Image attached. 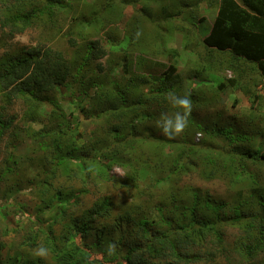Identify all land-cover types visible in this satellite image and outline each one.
Listing matches in <instances>:
<instances>
[{"label": "trees", "instance_id": "16d2710c", "mask_svg": "<svg viewBox=\"0 0 264 264\" xmlns=\"http://www.w3.org/2000/svg\"><path fill=\"white\" fill-rule=\"evenodd\" d=\"M64 1L3 0L0 25L8 27L11 34L22 33L46 16L52 19V9L60 8ZM113 2L107 1L114 11ZM206 2L215 10L214 16L202 32L198 23L206 20L203 16L191 24L195 36L189 50L196 51L197 63L191 62L183 73L177 70L176 53H165L168 35L152 34L150 46L157 50L146 49L149 51L142 55H131L124 47L106 83L100 76L85 83V71L113 52L112 40L101 35L69 40L72 54L68 58L60 50L37 47L0 54V99L4 103L0 107V140L9 150L0 180L6 182L7 174L21 168L9 162L24 135L31 147L25 158L42 163L41 176L34 175L30 184L43 202L35 206L32 216L27 215L32 223L30 233L15 250L16 260H0V264H40L39 259L21 256L37 246L39 233L54 264H264V146L257 143V138L264 140V133L255 126L244 129L235 121L210 127L197 119L194 110L200 108V99L209 97L212 102L215 92L232 95L230 91H240L249 109H259L258 101L264 100V81L259 82L260 77L264 80V0ZM162 8L164 13L172 10L170 6ZM169 18L168 14L165 20ZM78 24L86 27H77V31L89 32L94 20L83 16ZM198 30L200 34L208 31L202 42L196 39ZM129 41L134 42V37L124 35L114 45ZM191 78L197 80L196 87L189 85ZM201 80L208 81L200 84ZM62 86H70L68 101L75 107L88 103L100 111L94 115L102 120L97 134L78 139L76 129L82 113L75 109L66 115L58 106ZM89 90L93 93L87 95ZM169 92L187 95L193 102L187 128L172 139L162 134L157 123L162 114L178 111L166 98ZM16 102L24 106L22 118L29 131L19 128L10 114ZM34 124L41 127L34 130ZM197 132L210 136L219 149L212 151L206 136L202 142H194ZM111 166L131 173L111 178L107 173ZM191 174L230 185L247 183V189L218 204L217 216L221 212L225 218L204 219L198 215L201 199L197 190L183 187L185 192L190 189L191 200L176 191L180 179ZM74 176L84 182L94 178L119 186L114 188L128 193L132 203L115 213L113 196L103 193L76 213L70 207L86 189L72 191L62 184ZM163 186H167L166 193ZM19 190L17 187L14 193ZM2 207L0 213L5 211ZM54 207L55 211L46 215ZM228 221L238 229L231 244L220 229V223ZM109 244L115 245L111 253Z\"/></svg>", "mask_w": 264, "mask_h": 264}, {"label": "rangeland", "instance_id": "374dc122", "mask_svg": "<svg viewBox=\"0 0 264 264\" xmlns=\"http://www.w3.org/2000/svg\"><path fill=\"white\" fill-rule=\"evenodd\" d=\"M2 1L0 2V14L3 9ZM107 1L110 0H65L60 8L54 7L52 9V19L50 16H46L47 19L45 18L32 24L19 34H11L8 27H2L0 25V43L2 45L0 46V54L3 52L8 53V51L10 53H17L23 49L37 47L41 49L60 50L68 58V54H72L69 40L75 39V41H78L81 37L95 39L101 35L106 39L112 40L113 46L111 49L113 52L107 55L110 58L98 59L97 62L95 61L93 67H91V70L87 69L85 71V75L87 76L85 83L87 80L99 76L106 83L108 81V74L110 72L114 73L112 69L115 68L117 61L124 54V47L129 48L128 53L131 55H142L144 51H149L146 49H153L155 47H151L150 44L151 35L156 34L158 37L160 35H168L164 40L166 42L164 44V50L167 56L168 53H176L178 72L183 73L188 70L191 62L197 63V58H195L196 56L193 53L194 50H189V47L192 46L191 42L194 39L193 37L195 36L191 24L196 23L197 19L203 16L206 20L198 23L199 30L202 32L204 28L211 25V18L214 16L213 11L215 10L207 7L206 0H125L124 4L117 3V0H113L115 2H113L114 11L111 9V6H108ZM187 3L190 6H187ZM166 6L172 7V10L164 13L162 7ZM167 13L171 18L165 20L168 16ZM83 16H86L87 19L94 20V25L89 32L85 30L81 32L77 31V27H86L79 26L78 24ZM134 20H140V22L136 23ZM130 21H134V23ZM199 30L196 34V39L202 42L201 40L208 33L209 28L206 31L207 33L204 32V34H200ZM124 35H131V38L133 36L135 41H129L128 43L122 42V44L117 46L114 45ZM79 44L82 43L80 42ZM154 59H159V57H154ZM208 80L211 79L209 78ZM208 80H201L199 83L205 84ZM263 81L260 77V85ZM189 83V85L195 87L198 84L197 80L193 78L189 80ZM214 83L217 82L214 80ZM230 92L232 95H229V92L224 94L215 92L216 98L212 102H210L209 97L200 99V108L194 109L197 119H200L201 122H208L210 127L214 125V127H217V125L224 126L228 122L233 123L235 121L241 124L244 129H252L255 126L264 133V100L258 101L259 109L254 112L251 108L249 109L250 105L246 98L241 95L240 91ZM92 93L93 90H89L87 95ZM69 94L70 86H62L60 93L57 95V104L61 110H64L66 115L73 110L75 112V109L79 113H82L81 116L75 113L79 116L76 131L78 132V139L84 141L92 134H97V126L102 124V120H97L94 115L100 111H95L93 109L94 107L92 105L89 106L88 103L82 107H75L74 104L68 101ZM205 96H208V94ZM234 100L237 102L235 103ZM3 105L4 103L0 99V107ZM84 107H87L88 113L84 112ZM23 113L24 106L16 102L12 106L10 114L15 116L16 119L14 121L17 122L19 128L29 131L28 128L25 129L26 124L22 118ZM40 127L39 124H34L32 129L37 130ZM205 136V142L212 145V151L219 149L216 141L212 144L213 139L208 135H202L201 132L195 133L193 141L196 143L199 141L202 142ZM22 137L17 150L12 154L14 158L9 162V165L14 167L20 164L21 168L13 170V174H7L5 178L6 182L3 178L0 180V205L1 207L4 206L5 209L4 213H0V260L7 263L16 260L15 250L20 247V242L29 236L32 223L29 221L27 215L32 216L35 212V206L43 204L42 197L35 192V189L30 184L31 179H35L34 175L38 178L41 176L42 163L39 159L36 162L33 161L30 163L28 161L29 159L25 158L28 156V150L31 147L28 145L30 142L29 139L24 135ZM257 143H262L264 146V140L262 138H257ZM8 153L7 143L4 140H0V177H3L2 168L5 166V159ZM50 166L51 164H49ZM261 169L264 172V169ZM256 170L259 173V169ZM125 171L129 170L122 169L119 166H111L107 173L111 178H123ZM129 172L131 173V171ZM143 175V172L140 173L138 176L139 180L143 178ZM62 184L68 185L72 191L78 188L86 189L85 193L79 195L77 202L70 207L76 213H80L83 209L88 208L97 196L103 193H110L113 196L115 204L117 205L115 213H119L123 205L132 203L128 193L117 191L114 187H121L113 185L110 182L101 183L94 178L84 182L79 177L74 176L71 180L68 178L67 181H63ZM246 184L236 183L230 185L227 181L221 179L207 180L197 174H191L182 180L180 179L179 189H176V191L179 192L181 198L191 200L190 189H187V192H185L183 187H190L195 191L197 190L201 199V206L198 209L199 217L216 220L218 218H225L221 212L217 216L216 208L218 204L220 202L230 201L238 190H246ZM17 187L20 190L14 193V189ZM166 188L167 186H163L165 193ZM159 197H162L161 193ZM55 209L56 207L52 208L46 215H51ZM40 219L42 218L40 217ZM229 222L220 223V229L224 234L225 241L231 244L238 234V229L235 226H231ZM97 226L100 227V225ZM55 228L56 230L58 229L57 226ZM42 237L43 234L39 233V238L36 243L37 246L21 252V256L33 258L32 261L39 259L40 264H54L49 250L48 255L43 258L33 255V249L41 246L44 247L41 241Z\"/></svg>", "mask_w": 264, "mask_h": 264}, {"label": "clouds", "instance_id": "9594fccd", "mask_svg": "<svg viewBox=\"0 0 264 264\" xmlns=\"http://www.w3.org/2000/svg\"><path fill=\"white\" fill-rule=\"evenodd\" d=\"M173 108L178 109L171 115L162 114L158 120V126L161 128L162 134L169 138H175L181 135L188 126V117L192 111V101L187 95L179 96L173 92H169L166 97ZM109 253L115 250L114 244L108 245ZM33 255L38 257H46L48 250L44 247L33 249Z\"/></svg>", "mask_w": 264, "mask_h": 264}]
</instances>
